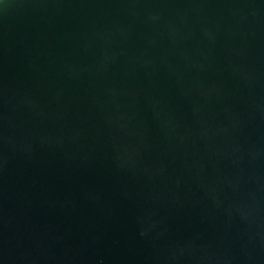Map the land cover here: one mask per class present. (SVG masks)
I'll return each mask as SVG.
<instances>
[{"label": "water", "instance_id": "water-1", "mask_svg": "<svg viewBox=\"0 0 264 264\" xmlns=\"http://www.w3.org/2000/svg\"><path fill=\"white\" fill-rule=\"evenodd\" d=\"M0 264H264V0H0Z\"/></svg>", "mask_w": 264, "mask_h": 264}]
</instances>
